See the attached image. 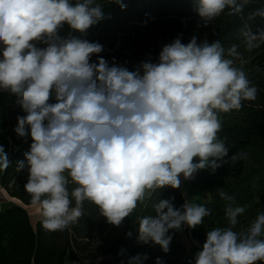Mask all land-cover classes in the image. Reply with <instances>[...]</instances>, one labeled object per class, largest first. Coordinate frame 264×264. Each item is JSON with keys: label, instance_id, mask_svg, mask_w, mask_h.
I'll use <instances>...</instances> for the list:
<instances>
[{"label": "clouds", "instance_id": "obj_1", "mask_svg": "<svg viewBox=\"0 0 264 264\" xmlns=\"http://www.w3.org/2000/svg\"><path fill=\"white\" fill-rule=\"evenodd\" d=\"M122 9V0H106ZM253 0H196L200 26L223 14L242 17ZM264 18V6L248 20ZM97 0H0V90L20 97L26 113L14 129L30 136L25 153L29 177L24 188L42 209V224L63 231L92 203L109 224L119 227L138 207H148L158 190L178 189L204 169L214 173L224 163L246 160L229 149L219 133L220 113L240 110L255 101L245 65L264 45V29L253 32L245 22L240 45L219 41L187 44L180 36L162 46L158 63L142 62L143 75L98 54L103 46L77 36L62 38L65 24L82 35L104 19ZM43 45V46H40ZM97 55L96 62H91ZM53 92L55 103H50ZM10 161L0 145V169ZM25 167L18 162V169ZM74 184L71 192L68 185ZM226 201V227L207 231L195 264H264V211L237 229L247 206L219 192ZM74 200V206H73ZM170 199L151 204L154 215L137 216L139 243L152 242L167 253L170 230L195 229L211 210L185 199L177 208ZM131 237L132 233H127ZM148 257H131L143 264ZM156 264H163L158 257Z\"/></svg>", "mask_w": 264, "mask_h": 264}, {"label": "trees", "instance_id": "obj_2", "mask_svg": "<svg viewBox=\"0 0 264 264\" xmlns=\"http://www.w3.org/2000/svg\"><path fill=\"white\" fill-rule=\"evenodd\" d=\"M122 2L126 7L122 9L115 4L105 18L96 24L94 33L87 39L112 50V54L120 49L119 42H116L117 35L128 33L122 31L124 24L164 25L175 21L178 36L184 37L182 43L187 44L186 27L191 25L193 27L197 23L192 36L197 37L198 43L205 39L209 43L219 40L225 48L238 44L241 51L243 44L240 30L245 22L253 32L264 29V18L248 20V16L254 10L264 6V0H253L245 7L242 17L223 14L207 27L200 26V18L194 10L196 0H122ZM183 23L186 24L184 28ZM61 36L69 37L63 33ZM104 52L98 55H106ZM159 53H147L145 47L137 43L122 51L123 60L113 63L143 75L142 62L150 60L152 63H158ZM245 57H250L249 63L245 65V71L251 84L258 89L257 99L244 101L243 107L238 111L220 113L223 127L219 137L229 149L225 160H229L237 152H247L248 158L237 161L234 165L224 163L214 173L211 169L200 170L193 178L196 189L202 186L213 188L217 192L224 191L234 197V206H247L244 215L238 218L240 224L236 230L247 227L258 212L264 211V45L252 53H245ZM96 61L97 55H93L91 62ZM49 102H56L54 92ZM8 139L12 142L11 151L5 152L10 164L6 170L0 169V186L8 196L19 199L24 205H32L31 196L28 193L17 192L13 181L16 173L20 171L17 170L18 162L23 161L25 167L28 166L25 153L30 151L32 141H17L14 137L0 132V145L4 149L7 148ZM74 187L76 185L70 183L69 191L71 192ZM172 197L177 208L185 202L179 188L167 187L154 194L147 208L138 207L135 211L136 217L154 215L151 204L156 200ZM74 203L73 200V206ZM226 203L218 195L211 202L203 204L211 210V214L204 218L203 224L195 229L184 226L180 231L170 230L169 234L173 239L167 253L152 242L148 244L138 242L137 220L132 223L129 216L116 227L109 224L106 218L100 215L96 206L88 201L84 202V215L79 219L86 227V231L81 233L74 227L76 224H73L64 230L65 234L61 237H57L55 231L43 227V218L38 220L33 228L28 213L22 206L9 205L0 210V264H64L67 258L79 261L81 259H78L77 251L84 246L92 248L89 249L88 260L84 259L83 264H128L131 257L145 254L148 258L143 264H156L158 257L163 264H195V256L179 240V236L188 237L197 245L198 251L202 250L208 230L227 226ZM68 230L71 233H68ZM129 232L132 233L131 237L127 235Z\"/></svg>", "mask_w": 264, "mask_h": 264}, {"label": "rangeland", "instance_id": "obj_3", "mask_svg": "<svg viewBox=\"0 0 264 264\" xmlns=\"http://www.w3.org/2000/svg\"><path fill=\"white\" fill-rule=\"evenodd\" d=\"M183 28L186 27V24L183 23ZM195 28H197V23H195L192 27H186L187 31L185 32V40L187 42L193 37L192 33H194ZM122 31H128V33L118 34L117 41L120 44V49L117 52L112 54V50L107 49L106 47L103 48L105 54L98 55L99 57L104 58L108 61L109 65L113 64L114 61L123 60L124 57L121 55L122 51L125 49L127 50L129 47H132L135 44H141L145 47L147 53L151 52L154 54H158L161 51L162 46L172 42L175 38L178 37V29L177 23L175 21L168 23V24H149V25H134V24H124L122 26ZM59 33L62 32L60 31ZM94 33L93 29H90L86 34L80 35L82 39H88ZM64 34V33H63ZM60 35V34H59ZM60 35V37H62ZM184 37H181V40ZM43 46V45H40ZM116 47V46H115ZM2 48V45H0ZM127 54L128 52H124ZM98 59V57H97ZM20 97L11 94L9 92H5L0 90V132L5 133L11 137H14L17 141H32L30 136L28 137H19L14 129L18 124V117L25 116L26 113L24 112L21 105L18 103ZM12 142L8 139V145L5 151L10 153L11 151ZM29 172L28 166L24 168V170H20L16 173L13 181L15 184V190L19 193H27L24 186L28 181ZM194 179L191 180H184L181 177V186L180 191L182 196L185 199H189L193 203L197 204H204L211 202L216 196L219 195L215 189L210 187H202L195 188L193 184ZM9 205H19L22 206L28 213L29 221L32 227H35V223L43 218L42 209L38 205H24L22 202L14 197L8 196L5 190L0 186V210L4 209ZM132 223L136 220L135 212L133 215L130 216ZM77 230L79 229L80 232H85L86 227L81 221H78L74 226ZM108 228V227H107ZM68 233H71L68 230ZM57 237H61L65 234V231H55ZM71 235V234H70ZM72 237V236H71ZM179 240L187 247V249L195 256L198 251L197 245H195L188 237L184 235L179 236ZM92 248V247H91ZM89 246L81 247L79 251H77L79 261H74L71 258H67L64 264H83L85 260H88L90 256Z\"/></svg>", "mask_w": 264, "mask_h": 264}, {"label": "crops", "instance_id": "obj_4", "mask_svg": "<svg viewBox=\"0 0 264 264\" xmlns=\"http://www.w3.org/2000/svg\"><path fill=\"white\" fill-rule=\"evenodd\" d=\"M98 3H101L103 6V12H104V16L108 13V11L116 4V3H108L106 2V0H97ZM96 25L92 26L90 29H93V27L95 28ZM89 29V30H90ZM88 30V31H89ZM62 33H64L65 35L68 36H80L82 35L79 32H74L73 30H71L69 28V26L67 24L64 25V27L60 30Z\"/></svg>", "mask_w": 264, "mask_h": 264}]
</instances>
